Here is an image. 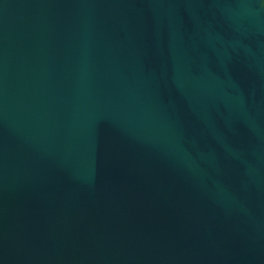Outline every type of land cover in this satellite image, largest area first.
Returning a JSON list of instances; mask_svg holds the SVG:
<instances>
[{
    "label": "water",
    "instance_id": "water-1",
    "mask_svg": "<svg viewBox=\"0 0 264 264\" xmlns=\"http://www.w3.org/2000/svg\"><path fill=\"white\" fill-rule=\"evenodd\" d=\"M0 264H264V0H0Z\"/></svg>",
    "mask_w": 264,
    "mask_h": 264
}]
</instances>
